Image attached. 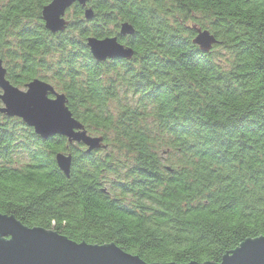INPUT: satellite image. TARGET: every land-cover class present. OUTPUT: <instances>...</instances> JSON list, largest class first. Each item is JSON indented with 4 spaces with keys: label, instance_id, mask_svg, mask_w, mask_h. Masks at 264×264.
I'll use <instances>...</instances> for the list:
<instances>
[{
    "label": "trees",
    "instance_id": "1",
    "mask_svg": "<svg viewBox=\"0 0 264 264\" xmlns=\"http://www.w3.org/2000/svg\"><path fill=\"white\" fill-rule=\"evenodd\" d=\"M52 1L0 0L6 79L50 84L117 154L31 129L36 149L17 146L15 120L0 114V214L148 264H218L264 237V0H89L58 33L43 20ZM199 30L217 40L209 52L194 44ZM114 37L132 60L98 62L87 40ZM59 154L72 157L69 177Z\"/></svg>",
    "mask_w": 264,
    "mask_h": 264
},
{
    "label": "water",
    "instance_id": "2",
    "mask_svg": "<svg viewBox=\"0 0 264 264\" xmlns=\"http://www.w3.org/2000/svg\"><path fill=\"white\" fill-rule=\"evenodd\" d=\"M87 2L89 0H53L43 10L46 28L52 33L64 31L69 25L65 17L66 12L76 3L85 6ZM85 17L90 21L93 18V13L87 11ZM120 34L122 37L132 36L134 29L128 24H123ZM194 44L201 47L202 51L209 52L212 46L217 44V40L209 32L199 30ZM87 47L98 62L113 59L130 61L134 56L133 49L120 44L116 37L104 40L89 38ZM101 50L112 54L101 57L99 55ZM6 75L7 71L0 60V90L3 94L0 96V102L3 104L0 114L7 118L21 119L43 140L56 136L65 137L71 145L83 144L88 147V153L105 148L102 137L89 136L84 127L73 118L67 107L68 102L65 95L56 93L50 84L39 79L30 82L25 90H20L7 81ZM36 92L46 93L52 103L59 105L60 109L67 114L70 127L44 121L40 117L37 107L32 103L13 102L9 104L8 100L3 99L4 96L15 99ZM50 96L54 98H50ZM56 162L60 170L69 177L72 157L59 154L56 157ZM0 224L4 225L3 231L0 232V264H111L112 258L117 255L121 258L122 264H148L139 256L126 253L115 244L98 246L75 243L53 230L29 228L14 216L0 214ZM241 250L248 253L247 264H264V237L245 241L218 264H234L237 254ZM204 264L216 263L207 262Z\"/></svg>",
    "mask_w": 264,
    "mask_h": 264
},
{
    "label": "snow or ice",
    "instance_id": "3",
    "mask_svg": "<svg viewBox=\"0 0 264 264\" xmlns=\"http://www.w3.org/2000/svg\"><path fill=\"white\" fill-rule=\"evenodd\" d=\"M55 8V5H54ZM111 52H107L101 50L99 55L101 57L105 55H110ZM3 94L0 93V96ZM3 99L8 100L9 104L16 102V103H32L34 104L38 111L40 117L51 124L55 125H64L70 127L69 118L66 113H64L58 104L52 103L46 96V93L36 92V93H29L28 96L24 97H17L15 99H11L8 96H4ZM2 107V105H0ZM4 225L0 224V232L3 231ZM247 256L248 253L244 250H241L240 253L237 254V259L234 264H247ZM111 264H122L121 258L117 255L114 256L111 260Z\"/></svg>",
    "mask_w": 264,
    "mask_h": 264
},
{
    "label": "rangeland",
    "instance_id": "4",
    "mask_svg": "<svg viewBox=\"0 0 264 264\" xmlns=\"http://www.w3.org/2000/svg\"><path fill=\"white\" fill-rule=\"evenodd\" d=\"M71 13H72L71 11L69 13L66 12V14H65L66 20H68L71 17L70 16ZM215 45L216 44H214L212 46V49H213V47ZM216 52H217V54H221L222 50H216ZM50 64H54V61H51ZM106 78H107V80H109V78H111V76H108ZM118 94H119V101H118L119 104H123V102H125L126 100H129V98L131 97V95H127V97H126L124 89H120ZM0 105H2V107H0V108H3V104L1 102H0ZM117 105L118 104L113 103V102L110 103V109H111V111L113 113H115V108L117 107ZM14 120L15 121H13V122L11 121V122H9L7 124L9 125V127L13 130V132L16 135L17 143L15 145L18 146V143L22 144V145L28 144L27 148H29V150L31 149L32 151H34L36 149V147L33 146L31 143L27 142L30 139V137L28 136V135L31 134L30 127H28L25 123H23V121L21 119L20 120L14 119ZM94 135L99 136L97 134H94ZM13 148H15V147H13ZM101 150H103V149L95 150V151H101ZM95 151H93V152H95ZM20 154H22V152H20ZM107 154H115L116 155L117 152L115 150L111 149V148H109V149H107V148L105 149L104 148V151H101V153L97 157H105ZM121 155H123V154H121ZM123 157H125V155ZM13 159L15 160L14 162L17 163V161L20 158L14 155ZM21 159L27 160V156H23ZM15 166H17V165H15ZM115 180H116V176H114L112 174H108V175L104 176V179L102 180V185H103L104 188L114 191L112 184H113V182H115ZM115 194H116V192H115Z\"/></svg>",
    "mask_w": 264,
    "mask_h": 264
},
{
    "label": "flooded vegetation",
    "instance_id": "5",
    "mask_svg": "<svg viewBox=\"0 0 264 264\" xmlns=\"http://www.w3.org/2000/svg\"><path fill=\"white\" fill-rule=\"evenodd\" d=\"M50 98H54L53 96H50ZM6 117V116H5ZM7 118V117H6ZM8 119H10V120H14V119H18V118H8ZM18 120H20V119H18ZM31 130H33L32 128H30ZM39 137V136H38Z\"/></svg>",
    "mask_w": 264,
    "mask_h": 264
}]
</instances>
